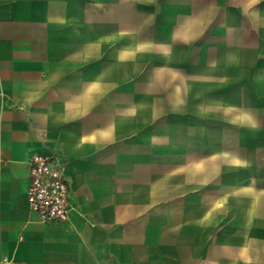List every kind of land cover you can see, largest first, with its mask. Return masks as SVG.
Segmentation results:
<instances>
[{
	"label": "crops",
	"instance_id": "obj_1",
	"mask_svg": "<svg viewBox=\"0 0 264 264\" xmlns=\"http://www.w3.org/2000/svg\"><path fill=\"white\" fill-rule=\"evenodd\" d=\"M31 152L70 209L39 221ZM264 264V0H0V264Z\"/></svg>",
	"mask_w": 264,
	"mask_h": 264
},
{
	"label": "built area",
	"instance_id": "obj_2",
	"mask_svg": "<svg viewBox=\"0 0 264 264\" xmlns=\"http://www.w3.org/2000/svg\"><path fill=\"white\" fill-rule=\"evenodd\" d=\"M28 165L26 197L30 210L44 223L66 221L70 209L68 185L58 157L52 153L31 152ZM1 261L7 264L8 258L3 256Z\"/></svg>",
	"mask_w": 264,
	"mask_h": 264
}]
</instances>
